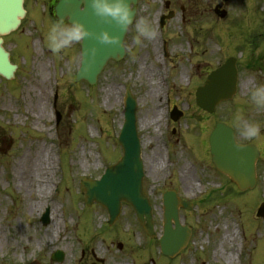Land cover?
<instances>
[{
    "label": "rangeland",
    "instance_id": "rangeland-1",
    "mask_svg": "<svg viewBox=\"0 0 264 264\" xmlns=\"http://www.w3.org/2000/svg\"><path fill=\"white\" fill-rule=\"evenodd\" d=\"M44 1L26 0L29 14L24 24L4 37L18 69L14 80L0 78V264H225L220 251L224 256L236 254L237 264H264V221L255 216L264 201V109L249 99L250 90L264 84V0H228L222 7L224 18L213 12L217 0H138L136 19L146 17L158 35L137 44L133 23L124 40L126 56L109 62L95 86L74 81L79 46L65 50L62 58L47 49L51 21L41 15ZM169 12L172 18L160 27V17ZM162 46H167V62L161 58ZM229 57L238 67L237 93L202 121L206 115L197 109L194 92ZM161 79L171 105L185 112L192 136L199 135L204 123L209 129L224 123L236 131L238 140L262 151L255 190L240 195L230 187L224 196L216 190L196 200L190 211L181 209L180 223L189 224L192 234L172 260L158 246L159 198L151 199L157 238L150 239L128 205L108 226L107 212L86 207L79 191L81 180L97 179L121 156L115 141L127 89L137 101L141 134H153L159 115L165 120ZM106 93L113 94L108 101ZM237 113L258 123L261 135L243 137ZM183 123L181 128L186 127ZM47 209L55 210L60 222L56 235L51 217L48 225L40 223ZM232 234L235 241L229 244L226 237ZM55 251L64 254L61 263L50 261Z\"/></svg>",
    "mask_w": 264,
    "mask_h": 264
},
{
    "label": "water",
    "instance_id": "water-1",
    "mask_svg": "<svg viewBox=\"0 0 264 264\" xmlns=\"http://www.w3.org/2000/svg\"><path fill=\"white\" fill-rule=\"evenodd\" d=\"M219 0L215 13L220 18L225 16ZM132 5L137 0H131ZM23 0H0V77L6 80L13 79L16 66L9 62L8 54L2 48L1 36L15 31L20 20L24 17L22 9ZM86 0H58L54 7L56 18L79 19L87 26L99 31L96 18L92 16L90 9L85 8ZM172 15L166 17L169 19ZM115 34L119 29L103 25ZM124 43L126 32H120ZM89 42L86 41L85 45ZM97 43L99 49L97 60L91 68L85 72L77 70L75 81H85L90 86L96 84L98 76L107 65L108 61H120L124 58V44L122 46H111ZM236 61L228 59L223 65L212 71L206 78L204 84L196 90V105L208 112L214 113L216 107L225 101H229L236 93L237 88ZM136 101L130 91H126L124 99V123L116 143L122 149L121 159L113 166L108 167L99 180H83L81 182V193L84 195L85 203L90 206L93 202L103 206L109 216V224H113L120 214L122 202L129 204L135 215L149 237H154L151 207L146 194L142 190V162L140 159V144L136 134ZM210 153L214 167L228 176L236 187L244 191L255 186V162L258 151L252 145H239L236 143L231 128L224 124H216L209 137ZM189 209V208H186ZM257 217L264 219V203L257 210ZM43 224L48 223V213L42 218ZM174 223V228L172 227ZM190 236V228L180 226L178 220V204L173 195L164 197L163 205V235L159 239L161 252L172 258L183 249ZM53 262H62L63 254L56 252L52 255Z\"/></svg>",
    "mask_w": 264,
    "mask_h": 264
},
{
    "label": "flooded vegetation",
    "instance_id": "flooded-vegetation-1",
    "mask_svg": "<svg viewBox=\"0 0 264 264\" xmlns=\"http://www.w3.org/2000/svg\"><path fill=\"white\" fill-rule=\"evenodd\" d=\"M55 2L56 0L43 2L47 18L54 19L52 9ZM174 109L175 112H171ZM201 112L206 115L201 118L202 121H206L210 115ZM164 115H166L164 121L160 115L157 118L159 121L155 120L152 135L138 134L144 167L143 189L148 195L162 198L164 193L172 192L179 200L194 207L197 206L196 200L202 201L205 198L201 197L206 195L210 197L216 190H219V196H224V192H228L230 187L236 193L243 194L225 175L214 169L208 139L204 137L206 130L209 129L205 123L199 126V135L195 137L190 134L185 112L177 105H169ZM182 121L185 122L182 124L183 127L186 126L185 128H181ZM211 130L212 128L209 129V133ZM139 131L138 125V133ZM257 169H260L258 164Z\"/></svg>",
    "mask_w": 264,
    "mask_h": 264
},
{
    "label": "clouds",
    "instance_id": "clouds-1",
    "mask_svg": "<svg viewBox=\"0 0 264 264\" xmlns=\"http://www.w3.org/2000/svg\"><path fill=\"white\" fill-rule=\"evenodd\" d=\"M131 0H86L85 8L90 9L99 31L87 26L79 19L63 17L55 19L49 26L46 34V47L56 56L61 58L65 50L80 46L74 58L78 70L87 72L95 64L99 49L97 43L111 46H122L120 32H127L128 28L135 24V42L142 44L143 40L155 39L157 29L146 18L141 16L138 20L135 10L131 6ZM103 25L119 29L113 34ZM89 43L85 45V42ZM249 99L257 109H264V84L252 88ZM236 120L241 124V135L252 139L261 135V126L258 123L245 120L242 113H237Z\"/></svg>",
    "mask_w": 264,
    "mask_h": 264
},
{
    "label": "bare ground",
    "instance_id": "bare-ground-1",
    "mask_svg": "<svg viewBox=\"0 0 264 264\" xmlns=\"http://www.w3.org/2000/svg\"><path fill=\"white\" fill-rule=\"evenodd\" d=\"M181 75L183 76V72H182ZM112 96H113L112 93H106V95H105V99H106V101H108ZM39 108H40V110H42L41 113H44V110L42 109V107L39 106ZM43 171H44V173H45L46 170H43ZM18 186H19V185L17 184L16 187L18 188ZM21 186H22V185H21ZM38 187H39V185H38ZM37 191L40 192V189H38ZM30 209H31V207H30ZM55 214H56V211H55V210H52V211L50 212L51 221H53V226H52V228H54V230L52 231V232H53V233H52L53 235H56L55 233H56V231L58 230V226H59V224H60V222L58 221V218L55 217ZM63 223H64V222H63V220H62V221H61V224H63ZM226 240L228 241L229 244H232V243L235 241V236H234V234H232L230 237H226ZM41 241H42V240H41ZM39 243H41V242H39ZM216 251H217V249H215V250L213 251V255H214V256L217 254ZM218 255H219L221 258L224 259L225 264H237V263H238V257H237V255L234 254L233 252H231L230 254H226V255L224 256V252L220 251V253H219ZM116 264H128V263H126V262L123 261V260H120V261L116 262Z\"/></svg>",
    "mask_w": 264,
    "mask_h": 264
}]
</instances>
